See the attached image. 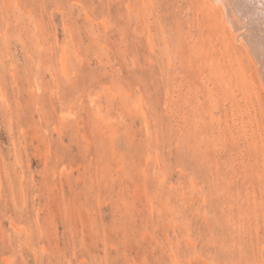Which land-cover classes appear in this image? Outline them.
Returning <instances> with one entry per match:
<instances>
[{"label":"rangeland","instance_id":"1","mask_svg":"<svg viewBox=\"0 0 264 264\" xmlns=\"http://www.w3.org/2000/svg\"><path fill=\"white\" fill-rule=\"evenodd\" d=\"M215 1L0 0V264H264V79Z\"/></svg>","mask_w":264,"mask_h":264},{"label":"bare ground","instance_id":"2","mask_svg":"<svg viewBox=\"0 0 264 264\" xmlns=\"http://www.w3.org/2000/svg\"><path fill=\"white\" fill-rule=\"evenodd\" d=\"M219 1H223V5L221 6L222 14L226 17V21L229 22L231 30L235 32V36L239 41L242 36L246 38L249 50L251 49L253 55L255 54L256 56L254 57L258 59L257 64L258 67L260 66L263 76V78L262 76L261 78L264 79V0ZM220 4H222V2ZM241 40L243 42V38ZM260 73L261 72H259V74Z\"/></svg>","mask_w":264,"mask_h":264}]
</instances>
